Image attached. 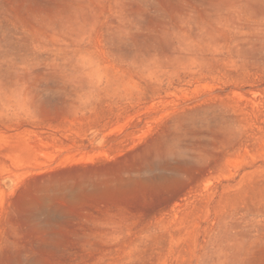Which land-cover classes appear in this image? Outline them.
I'll use <instances>...</instances> for the list:
<instances>
[{"label":"rangeland","instance_id":"1","mask_svg":"<svg viewBox=\"0 0 264 264\" xmlns=\"http://www.w3.org/2000/svg\"><path fill=\"white\" fill-rule=\"evenodd\" d=\"M0 264H264V0H0Z\"/></svg>","mask_w":264,"mask_h":264}]
</instances>
